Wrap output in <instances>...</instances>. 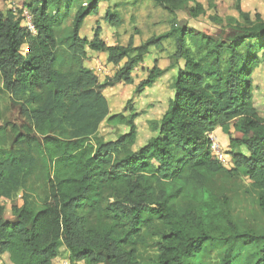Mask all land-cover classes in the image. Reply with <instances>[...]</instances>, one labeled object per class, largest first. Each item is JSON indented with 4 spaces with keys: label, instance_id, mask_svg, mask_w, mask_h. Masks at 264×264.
Masks as SVG:
<instances>
[{
    "label": "trees",
    "instance_id": "1",
    "mask_svg": "<svg viewBox=\"0 0 264 264\" xmlns=\"http://www.w3.org/2000/svg\"><path fill=\"white\" fill-rule=\"evenodd\" d=\"M76 1L29 4L36 33L15 20L13 11L0 9L3 85L23 103L31 122L12 127L16 154L0 151V261L9 253L13 264H54L65 247L72 263L143 264L139 244L150 235L155 264H193L209 243L224 245L219 264H264V233L243 227L231 198L212 186L248 177L264 214V117L253 101V73L264 61L261 13L252 15L238 0L240 18L230 17L220 38L174 24L139 46L132 40L123 46L101 39L100 26L92 40L80 34L85 19L110 0L80 3L64 33ZM153 1L170 13H206L198 0ZM106 20L113 27L122 24L117 10H107ZM172 37L175 57L185 64L166 112L152 124L157 134L134 150L140 113L134 106L127 114L111 113L105 83L84 65L85 48L123 63L113 81L133 84L132 73L149 48ZM163 73L155 61L134 95ZM104 121L128 130L106 140L100 134ZM217 127L229 136L230 169L212 150L210 134ZM242 146L248 155L237 150ZM35 169L44 197L35 200L38 187L30 186L32 198L14 204L15 220L6 219L2 198L13 197Z\"/></svg>",
    "mask_w": 264,
    "mask_h": 264
},
{
    "label": "rangeland",
    "instance_id": "2",
    "mask_svg": "<svg viewBox=\"0 0 264 264\" xmlns=\"http://www.w3.org/2000/svg\"><path fill=\"white\" fill-rule=\"evenodd\" d=\"M34 1L35 0H0V9L3 11V13H7L9 10L13 11L14 19L19 20L21 25L25 26L26 17H28L29 15L31 16V12L27 7ZM85 1L87 0H77L75 2V7L69 14H66L65 22L63 24V29H65L64 33L68 31V27L72 23V19L77 6ZM118 1L119 0H113L114 3ZM148 1L154 2L152 0ZM198 1L204 5V7L206 8V13L200 15L197 18H194L189 14L188 8H185L176 13H170L156 4L153 5L139 3V7L133 9L131 4H122L120 6V11L116 7L113 8L114 10H117L119 12L120 17H124V20L122 19V24L119 27H113L115 29H118L119 31L111 28V25L106 22V27L101 28L103 30L102 37L107 43L120 45L123 42L121 41V38L123 39L124 36L128 37L133 32L132 29L134 28V24L137 26L134 32H137V34L139 35L137 36L138 38H140L141 34L143 37H146L148 35H151L150 37H152L153 35H158L159 33L161 34L172 27V25L176 24L179 27L184 26L192 28L195 29V31L198 33L209 34L220 38L222 37V33L226 28V24L228 23L229 18H240L239 12L236 9L238 0ZM124 2L125 0L122 3ZM242 3L246 11H249L252 15H254L255 12L258 11L264 18V0H242ZM107 6L108 4H105L104 2L103 8L106 9ZM61 13L63 14L65 13V11L62 10ZM214 16L220 17L222 22L213 20L212 17ZM90 19L91 22H89V24L91 26L87 28L86 34L92 36L95 29L100 26V21L97 18ZM85 23H87V20ZM85 26L86 24L83 26V28H85ZM120 28L122 29L120 30ZM150 37H148V39ZM164 43L165 44H163V47L168 50L172 47V44H175V37L165 40ZM152 48L154 50L155 46ZM87 49L89 50V52L91 51L89 47H87ZM25 50L26 47L23 46L22 51L25 52ZM149 55L150 53L147 55L148 58H151L153 53H151L150 56ZM140 67L141 66H137L133 71V84H125L124 82L113 81V77L118 70L116 64H112V66L106 68V70L102 69V73L98 72V74L100 75L98 77L100 81L105 83L103 93L109 101L111 113L123 112L127 114L130 107L134 106L140 113L139 117L136 119V123L139 128V137H147L148 132L150 134L151 131L153 132L152 124L158 120H147L145 118L146 113L151 110L153 111L155 107L158 108V113H160L163 103L158 101L151 104V107L153 109H150V105L147 107L140 106L138 103L136 104L138 95H134L135 87L141 80H143L147 76L146 68ZM153 112H155V110ZM260 115L262 116V114ZM30 123V119L23 109V103L17 100L15 95H12L4 88L3 80L0 74V151L3 154H16V148L18 147V145H16L15 136L12 131L13 125L21 126L29 125ZM127 130V126L123 124L109 123L107 121H104L101 124L100 134L106 140H111L117 138L120 133L126 132ZM231 130L233 131L234 128L232 127ZM156 134L157 132H155L154 136ZM225 147L227 148V146ZM224 149L225 148L221 143L219 144L218 142H215L216 152H213L217 155L221 163H223L225 167L230 169L233 167V164H231V156L228 152L226 153ZM38 180L39 170L35 169V172L25 179V182L23 183L21 188L15 191L13 197L9 199L2 198L3 204L5 206L4 215L6 219L15 220V216L12 212V206L14 204L22 205L23 199L26 195L29 198H32V196L28 193L30 186L35 185L36 187H38L39 195L37 197H33L35 200L39 201L44 197L42 183H39ZM212 186L215 189L224 192L231 198L232 211L238 222L243 227L250 226L253 227L257 232L264 233V214L258 204V192L253 186L252 181L248 177L237 175L228 178L225 182L219 181L217 183H214L212 184ZM91 222L93 224H96L97 220L94 218L91 220ZM154 241L155 240L150 235H148L146 241L139 244V257L142 260L143 264H155L157 247ZM223 255L224 245L222 243H209L207 244L205 251L198 259V261L193 262V264H219ZM67 258H69V251L66 250L65 247H62L59 259L64 260ZM54 262V264H58L56 263V261ZM0 264L13 263L9 256H3ZM78 264L84 263L82 262Z\"/></svg>",
    "mask_w": 264,
    "mask_h": 264
},
{
    "label": "crops",
    "instance_id": "3",
    "mask_svg": "<svg viewBox=\"0 0 264 264\" xmlns=\"http://www.w3.org/2000/svg\"><path fill=\"white\" fill-rule=\"evenodd\" d=\"M123 1L124 0H119L116 3H114L113 0L109 1V2H105V4H108L106 9L103 8V4H104L103 3L101 5V8L99 10L98 15L88 16L85 19V22L87 20V23L84 22V25L86 24V26H85V28L82 27L83 29H81V31H80L81 36L84 38H87L88 40H92L94 38V33L92 34V36L86 34L87 28L91 26L89 24V22H91L90 18L99 19L100 28L106 27V24H107L106 22H108L106 20V15H107V10H109V9L111 11H114L113 8L116 7L120 11V6L122 4H131L132 9L138 8L140 5L139 3L153 4V5L156 4V3L150 2L148 0H125V2L122 3ZM120 18L124 20V17H120ZM133 26H134V28L132 29L133 32L128 37L124 36L123 39L121 38V41H123V42L120 45L127 46L129 44V42L132 40L134 46H139L146 41L145 39H148V37L151 36V35H148L146 37H143L141 34L140 38H138L137 36H139V35L137 34V32L136 33L134 32L136 30L137 26L135 24ZM110 27L113 28V26H110ZM115 28H113V29L116 31H119L118 29H115ZM122 28H120V30ZM170 29H171V27L169 29H167L165 32L169 31ZM102 32H103V30H102ZM163 33H161V34H163ZM161 34L159 33L158 35H153V36H159ZM102 36L103 35L101 33V39H103ZM126 37H127V39H126ZM143 38H145V39H143ZM168 39H172V38H168ZM168 39H166V40H168ZM164 42H165V40L162 41V43H161L162 46H161V44L159 46H155L154 50L152 48L154 46L150 47L149 53H150V55H151V53H153L152 57L148 58V56H147L145 61L138 65V67L141 66L140 68H146V75L147 76H148L147 71L154 66L155 61H157L159 67L164 70V73L160 77H158L156 84L152 87L145 88L144 91L140 95H138V97L136 99V104L138 103L140 106H147V107L150 105L149 106L150 109H153L151 107V104H153L155 102L159 101V102L163 103L160 113H158L157 107L154 108L155 112H153L154 110L153 111L151 110V111L146 113L145 118L147 120H149V119L150 120L151 119L160 120L162 118L163 114L166 112V110L168 108L169 98H170V96H172V92L174 91L173 85H174L176 76L178 74V71L185 64V61L183 59H178L175 57V52H176L175 44H172V47L167 50L166 48L163 47V44H165ZM169 42H171V41H169ZM107 44L108 45H117L114 43H112V44L107 43ZM87 47H89V46H86V48H85L86 54H87L86 58H88L89 60L86 59L84 62V65L88 69L93 70L97 76H100L98 74V72L102 73L101 72L102 69L106 70V68L111 67L113 64V63H110L108 60L109 54H108V52L96 51V50H93L89 47V49H91V51H90L91 53H90L89 50L87 49ZM122 65H123V63L117 65V68L119 69ZM253 85H254V90H253L254 104H255L256 108L258 109L259 114H262V116L264 117V61L263 60L261 61L260 65L258 66V68H256V70L253 73ZM154 134H155V132L151 131V134L148 132L147 137H144V136L139 137V128H138L137 140L133 146V149L137 150L140 147L144 146L148 142V140L152 136H154ZM210 137L213 139V141L216 140V141H214V143L215 142H218L219 144L221 143L223 145V147L225 148L224 150L226 153L231 150L230 143H229V136L226 133H224V131L222 130L221 127H217L210 134ZM225 146H227V148ZM237 150L248 155V149L244 146L239 147ZM231 164H233V166H234V162H233L232 158H231ZM4 256H10V255H9V253H6Z\"/></svg>",
    "mask_w": 264,
    "mask_h": 264
},
{
    "label": "built area",
    "instance_id": "4",
    "mask_svg": "<svg viewBox=\"0 0 264 264\" xmlns=\"http://www.w3.org/2000/svg\"><path fill=\"white\" fill-rule=\"evenodd\" d=\"M25 27L31 31L32 33H36V28H35V25L33 23V18H32V14L31 16L29 15L28 17H26V20H25ZM213 151H215V143H213ZM54 261H56V263L58 264H72L71 261H70V258H67V259H64V260H61L58 258H56ZM55 263V262H54Z\"/></svg>",
    "mask_w": 264,
    "mask_h": 264
}]
</instances>
